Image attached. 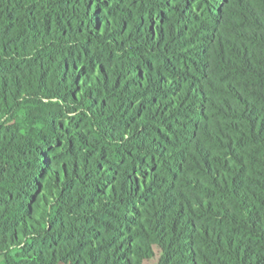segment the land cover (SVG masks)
I'll return each mask as SVG.
<instances>
[{"label": "trees", "instance_id": "obj_1", "mask_svg": "<svg viewBox=\"0 0 264 264\" xmlns=\"http://www.w3.org/2000/svg\"><path fill=\"white\" fill-rule=\"evenodd\" d=\"M264 264V0H0V264Z\"/></svg>", "mask_w": 264, "mask_h": 264}, {"label": "rangeland", "instance_id": "obj_2", "mask_svg": "<svg viewBox=\"0 0 264 264\" xmlns=\"http://www.w3.org/2000/svg\"><path fill=\"white\" fill-rule=\"evenodd\" d=\"M147 264H156V259H155V260H150V261H148Z\"/></svg>", "mask_w": 264, "mask_h": 264}]
</instances>
